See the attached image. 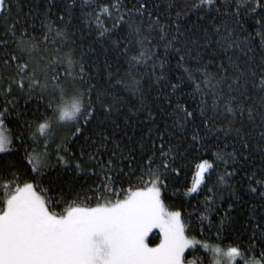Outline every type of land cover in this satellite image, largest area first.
Listing matches in <instances>:
<instances>
[{
    "label": "snow or ice",
    "instance_id": "1",
    "mask_svg": "<svg viewBox=\"0 0 264 264\" xmlns=\"http://www.w3.org/2000/svg\"><path fill=\"white\" fill-rule=\"evenodd\" d=\"M54 5L55 0L43 14L41 29H47V32L42 31L43 40L37 41L36 24L31 25L32 35L28 31L27 19L18 29L19 19L12 20L10 16L12 0H0V18L5 19V36L0 39V45L7 50L9 33L13 44L2 61L0 79H5V73L13 77L7 93L12 92V84H17L28 98L38 95L45 101V112L40 119L25 120L23 130L15 136L8 128V124L12 123L8 120L11 110L8 107L0 110V160L12 157L18 161L11 165L7 179L0 178V264H197V259L188 258V255L195 256L200 250L197 245L211 256V262L198 258L200 264H222V257L227 258L225 264H234L237 257L244 264H264V252H261V260L248 259L238 245L221 246L228 239L225 233L228 232L226 224L230 222L229 212H225L219 226L211 225L209 221L217 232V243H209L206 239L190 235V221L186 222L180 211H171L163 196L168 188L169 175H179L185 153L189 148L195 149L197 142L203 139L201 128L213 133L211 125L220 115H225L229 120L228 127L215 131L222 132L225 137L233 131L239 134L240 129L233 123L237 116L244 117L247 113L249 120L254 119L253 106L238 100L240 96L251 99L250 91L258 93L259 106L264 109V63L251 70H242L238 77L231 78L227 76V70L224 77L205 71L204 78L196 84V91L202 96L213 97L211 116L206 104L197 116L181 106L179 101L173 108V101L169 99L168 109H162L163 133L150 128L147 136L142 135L137 141L129 137V143L122 145L115 140V129L111 133L107 131V122L115 124L113 114L120 111L118 97L113 91L94 82L86 66L85 53H81L79 58L76 56L75 26L71 19L66 20V16L72 17L76 0L71 3L62 0L64 11L58 14L59 25L56 21L46 22ZM80 6L90 8V0H82ZM223 7H234L235 10L224 12L222 23H217L216 18L211 17L213 23L204 32L205 41L215 43L224 50L231 47L235 43V27L243 28L242 13L260 15L261 27L264 28V0H233L227 5L220 3V0H191L189 5L202 20L209 17L200 13L220 12ZM158 8L157 0H135L131 7L123 0H116L115 4L101 7L99 14L93 10L84 18V22L91 26L93 19L99 21L105 13L115 17L111 30L99 25L95 29L98 32L97 42L108 43L115 59L126 63L128 71L124 86L129 91L140 93L142 98L144 88L138 74L144 68L155 73L161 45L165 55L169 49H174L180 61L184 60V54L191 56L203 48L198 42H194L197 47L185 44L188 37L176 22L184 14L183 10L177 11L176 21H172L171 17L163 19L156 11ZM27 16L31 17L32 13H27ZM54 27L55 35L60 38L59 41H51L53 45L60 44L54 49L55 58L37 56L41 45L43 51L48 52V37ZM154 36H158L159 40L154 41ZM159 68L157 83L171 75L162 59L159 60ZM41 77L43 83L40 82ZM112 79L109 74L108 82L111 83ZM50 80L54 82L51 86ZM168 82L175 93L179 86L170 80ZM202 84L208 88L207 92L201 87ZM144 108L148 112V121L155 123L151 110L146 105ZM12 109H15L14 104ZM197 119L199 124L195 123ZM260 120L264 125V111L260 113ZM189 125L193 126L191 142L187 139ZM56 128L68 129L73 141L87 136L86 143L93 150L88 156L93 175L103 177L96 189L99 197L94 204L87 199L82 200L79 194H74L70 189L65 191L51 179L53 155L56 165L67 166L69 163L66 155H63L69 152L67 145L70 141L67 137L56 144L54 153L49 152L51 142L55 141ZM25 132L30 133L33 145L41 142L45 145L42 152H37L35 147L31 151L24 149ZM260 136L264 139V131L260 132ZM243 147H249L247 140H244ZM21 149H24L23 156L18 155ZM105 153L108 154L106 161L97 159V156ZM215 156L225 166L229 161L233 164L238 162L235 151H218ZM83 163L78 161L75 170H82ZM213 167L207 160L198 165V179L189 189L190 193L198 192L204 172ZM233 175L235 172L226 170L220 176V183L232 187L228 181ZM261 175L264 176V173ZM133 176L136 178L134 185ZM125 179L129 184L127 188L122 186ZM252 182L258 184L259 188L252 187L250 191H259L264 197V179H256L254 174ZM118 184L121 187L117 188ZM208 191L212 192L213 189L209 188ZM200 219L203 224L208 216ZM261 221H264V217H261ZM154 229L159 231V243L151 247L148 238ZM256 231L261 235V246H264V224L258 222ZM252 239H256V236ZM189 249L193 251L189 253ZM252 250L250 245L247 251Z\"/></svg>",
    "mask_w": 264,
    "mask_h": 264
},
{
    "label": "trees",
    "instance_id": "2",
    "mask_svg": "<svg viewBox=\"0 0 264 264\" xmlns=\"http://www.w3.org/2000/svg\"><path fill=\"white\" fill-rule=\"evenodd\" d=\"M52 2L53 0H12L11 19H19L18 29L25 24L27 19L30 35H32L31 25L35 23L36 39L42 41L41 32H47V29H41L40 21L44 19L43 14L48 11ZM71 2L72 0H67V3ZM123 2L131 7L135 0H123ZM157 2L159 8L156 11L165 20L171 17L172 21H176V12L183 10L184 14L176 22L180 24L181 29L188 37L185 44L190 47H197L194 42H198L199 45H203V48L191 56L184 54V60L180 61L174 49H169L168 54L165 55L164 47L161 45L158 49L159 58L155 73H150V69L144 68L138 74L143 83V98L140 93L129 91L124 86V78L128 71L126 63L115 59V54L108 43L97 42L98 32L95 29L99 25L106 26L111 30L112 21L115 17H109L105 13L99 21L93 19L91 26L84 22V18L90 12L95 10L99 14L101 7L115 4L116 0H90V8H82L80 6L82 0H76L72 17L66 16V20L71 19L75 26L77 58L81 53H85L86 66L94 77V82H97L98 86H102L104 89L113 91L120 101V111L113 114L115 124L108 121L107 131L111 133L115 129V140L122 145L129 143V137H132L133 141H137L142 135L147 136L150 128L153 131L159 129L163 133L164 113L162 109H168L169 99L173 101V108L176 102L179 101L181 106L186 107L188 111L194 112L197 116H199L200 109L206 104L208 115L211 116L213 97L211 95L202 96L200 92L196 91V84L204 78L205 71L211 75L219 74V77H224L225 70H227V76L231 78L238 77L242 70H251L264 63V28L261 27L260 15L242 13L241 23L243 28L235 27L233 36L235 43L224 50L215 43L205 41L204 32L213 23L211 17H215L217 23H222V14L224 12H234V7H223L220 12L200 13L201 16L209 17L202 20L199 19L194 10L189 8L191 0H157ZM220 3L227 5L233 3V0H220ZM63 11L62 0H55V5L49 13L50 19L46 22L56 21L59 25L60 22L57 17ZM112 11H115V9H112ZM121 11H124V9H121ZM29 12L32 13L31 17L27 16ZM172 26L174 28L175 24L173 23ZM55 33L56 28L54 27L48 37V52L45 53L43 45H41V51L37 53V56L45 55L46 59L55 58L54 49L60 47L59 43L56 45L51 43L52 40H60ZM19 35L18 31L17 37ZM4 36L5 19L0 18V39ZM8 37L7 50H5L4 45H0V72L3 71V59L7 56L8 51L13 48L11 33L8 34ZM153 39L158 41L159 37L154 36ZM61 55H63V52H61ZM161 59L164 60L165 68L169 70L171 75L165 81L157 83V77L160 75L159 60ZM14 70L15 65L13 64L12 71ZM144 73H150V75H144ZM109 74L113 77L111 83L108 82ZM189 74H191V79ZM12 79L13 77L7 75V73H5V79H0V110L3 107H8L11 110L8 120L12 123L8 124V128L15 136L23 130L22 126L25 120L35 121L40 119L45 112V101L40 99L38 95L28 98L26 94L19 90L17 84H12V92L7 93L8 84ZM168 80L179 86L175 93H173ZM118 81L122 82L118 83ZM40 82H44L43 77L40 78ZM228 82L230 83L231 79ZM53 83V81H49L50 86ZM201 87L204 88L205 92L208 91V88L203 84ZM225 91H227L226 88ZM249 96L251 99L247 96H240L238 100L242 104L253 106L254 119L249 120L247 113L244 117L237 116L233 123L236 128L240 129L239 134L233 131L227 137L222 132L215 131L217 128L226 129L228 127L229 120L225 118V115H220L215 123L211 125L214 130L213 133H208L206 129L201 128L200 134L203 139L197 142L195 149L189 148L188 152L185 153L184 160L180 165L179 175L175 173L169 175L168 188L163 196L165 204L171 211H180L186 222L190 221L192 226L190 235L195 236L197 239H206L209 243H217V232L210 226L209 221L211 225L219 226L225 212H229L230 222L226 224L228 232L225 233L228 239L221 246L226 248L228 244L238 245L248 259L261 260V252H264V246H261V235L256 231V224L258 222L264 224V221H261V217H264V197L260 195L259 191L253 193L250 189L252 187L259 188L258 184L252 182L254 174L256 179H264V176L261 175V173H264V151H262L264 149V139H261L260 136V132L264 131L260 113L264 109L259 106V95L256 91H250ZM13 104L15 105L14 110L12 109ZM145 105L155 117V123L148 121V112L144 108ZM195 123L199 124V119ZM116 125H119V127H116ZM192 128L193 126L189 125L187 129L188 142H191ZM65 137L68 138L70 143L67 145L69 152L63 155H66L69 163L67 166L64 164L56 165V158L53 155L52 164L54 167L50 172L51 179L60 184L65 191L70 189L74 194H79L82 200L87 199L88 202L94 204L99 197L96 189L100 186L103 177L93 175V168L88 160V156L93 150L86 143L87 136H82L80 139L73 141L72 134L68 131ZM65 137H58L55 134V141L51 142L49 152L54 153L56 144ZM24 139V149L31 151L35 147L37 152H42L45 148L42 142L33 145L28 132H25ZM42 139L41 137V141ZM244 140L248 141L249 147L247 149L243 147ZM225 145H227V148H225ZM24 149L19 151V156H23ZM218 151H235L238 162L233 164L229 161V164L225 166L216 159L215 153ZM97 159L106 161L108 154L97 156ZM205 160L212 163L214 167L205 172L203 183L198 192L190 193L189 189L195 180L198 165ZM78 161H84L80 171L75 170V164ZM14 163H18V161L12 157H5L0 160V178L7 179L10 176L11 165ZM226 170L235 172V175L228 181L232 186L230 188L220 183V176ZM135 182L136 178L133 176L132 184L134 185ZM122 186L124 188L129 187L126 179ZM119 187L121 185L118 184L117 188ZM209 188L213 191L209 192ZM205 215L208 216V219L201 224L200 218ZM254 235L256 239H252ZM158 239L159 236H153L151 242L155 243ZM250 245L253 250L247 251ZM197 248L200 250L196 252L195 256L188 255V258L197 259L198 264H200L198 258H205L211 262L210 254L200 248L199 245H197ZM192 251V249L189 250V253ZM243 263L242 261L238 264Z\"/></svg>",
    "mask_w": 264,
    "mask_h": 264
},
{
    "label": "rangeland",
    "instance_id": "3",
    "mask_svg": "<svg viewBox=\"0 0 264 264\" xmlns=\"http://www.w3.org/2000/svg\"><path fill=\"white\" fill-rule=\"evenodd\" d=\"M68 129H66V128H56V130H55V134L59 137V136H62V137H65L66 136V134L68 133ZM208 170V169H207ZM206 170V171H207ZM205 171V172H206ZM205 172H204V175H205ZM196 179H198V177H197V175H196V177H195V180L193 181V183L196 181ZM202 183H203V181H202ZM202 183H201V185H202ZM193 185V184H192ZM153 236H159V231H158V229H154L153 230V232L150 234V236H149V238H148V241H149V246H151V247H154V246H156V244H158L159 243V239L155 242V243H152L151 242V238L153 237ZM189 250H191V249H189ZM221 260H222V264H225V262L227 261V258L226 257H222L221 258ZM243 260L240 258V257H237L236 258V260H235V262H234V264H238V263H240V262H242ZM244 262V261H243ZM198 264V263H197ZM244 264V263H243Z\"/></svg>",
    "mask_w": 264,
    "mask_h": 264
}]
</instances>
